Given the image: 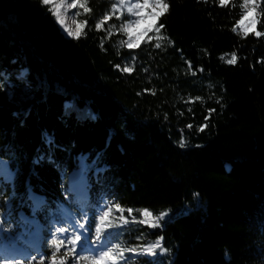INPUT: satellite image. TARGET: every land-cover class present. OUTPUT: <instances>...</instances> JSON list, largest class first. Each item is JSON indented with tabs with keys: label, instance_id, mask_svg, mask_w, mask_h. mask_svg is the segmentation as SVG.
Masks as SVG:
<instances>
[{
	"label": "trees",
	"instance_id": "16d2710c",
	"mask_svg": "<svg viewBox=\"0 0 264 264\" xmlns=\"http://www.w3.org/2000/svg\"><path fill=\"white\" fill-rule=\"evenodd\" d=\"M165 2L160 31L130 49L117 0H80L77 39L43 0H0V160L13 174L0 163V242L32 232L21 214L73 230L67 206L92 243L103 218L121 249L162 238L163 256L130 264H264V0L260 36L236 31L244 0ZM81 158L86 208L68 182ZM145 210L169 219L151 228ZM53 239L56 264H74L55 235L9 264H52Z\"/></svg>",
	"mask_w": 264,
	"mask_h": 264
},
{
	"label": "rangeland",
	"instance_id": "374dc122",
	"mask_svg": "<svg viewBox=\"0 0 264 264\" xmlns=\"http://www.w3.org/2000/svg\"><path fill=\"white\" fill-rule=\"evenodd\" d=\"M43 2H44V0H43ZM73 2H74V0H48L47 3L44 2L47 6H49L53 10V12L56 10L54 6H58L59 7V11L61 13V19L63 20L64 27H62L60 23H58V22L57 23H58L61 31L63 32V34L69 39H77L81 35V31H82V25L79 22L78 17L76 15L78 13V9H77L78 6L74 7V8H69L68 7V5L73 3ZM78 2L80 3V0H78ZM117 2H118V6L117 7H118L119 11H124L125 10L128 14L131 15V20L130 21H134L137 18L135 16V12L137 11V9H135L134 5L135 4H143L144 0H117ZM152 2H153V0H149V4H151ZM246 3H248L249 8H245V4ZM250 8H251V0H244V14H245V12H247V18L244 15L242 20H241V21H243V23H241V21L239 22L238 26L236 27V31L238 33H241V34H244V35H248V34H255L256 35V32H258L257 31L258 12L255 10V13H253V12H251L249 10ZM130 9H131V11H130ZM152 11H153V9L151 7L145 8L143 10L141 15L144 18L141 20V23H140L139 27H136V25L134 23L132 24V29H133L132 37H133L134 40L141 33L146 32V34L143 35L140 38V40L138 42V45L141 42H143L145 39H147L150 36L151 32L157 33L156 28H157L158 20H154V18L150 15V13ZM155 11L159 12L160 9H156ZM254 15H255L256 21H257L256 24H255V30H253L252 26L249 24V19H251ZM127 24H129V23H127ZM150 25H153L152 30L151 31H147V29H148V27ZM65 28H67L69 31L73 32L74 35H69L68 31H66ZM128 40H129V36H128ZM128 40L126 42V46L128 45ZM137 47H134V48H137ZM134 48H130V49H134ZM83 164H84V162H83V160H81V168H80V170H78L75 173H73L71 175V177H70L71 189L74 190L72 185H73V183L75 181V184L77 185V187L79 186V188H78L79 191H77L76 195H78V196L80 195L81 199L85 197L84 196L85 183H84L83 173H82ZM3 175L8 180L11 178V175L8 172L7 167L5 165H4V169H3ZM165 214L166 215L164 216V218L160 221V227H164L165 222H167L168 219H169L168 214L167 213H165ZM153 217L154 216L151 214V217H147V218L144 217L143 221L146 220V219L151 221V219ZM143 224H146V225L150 226L149 223H143ZM101 227H102L103 230H106V234L109 235L110 228H109L108 224L106 222H104L101 225ZM80 233H82V231H80ZM42 236H44V235L42 234ZM33 238H35V239H32L31 242H36L37 239L39 241V235L37 234V232L34 234ZM105 242H106V240H105ZM105 242H104V246H103V250L104 251H108L109 249L116 248V246L106 247L105 246ZM91 248L94 250L95 254L99 256V253L96 252L95 250L100 249V247L99 248L98 247H96V248L91 247ZM105 248H106V250H105ZM161 249H163V248H161ZM161 249H159V250L157 249L156 250L157 254L155 256L143 255V254L132 253V252H128V254H127L126 251H124L123 252V258L116 257L115 261L108 260V261H105V264H123L124 262L127 263V264H130V261H128V259H127V256H129V255H130V257L132 259H134V257H138L139 255L144 256L146 258H154L157 255H163L164 254V251H162ZM120 260H122V261H120ZM0 264H3V263L0 262Z\"/></svg>",
	"mask_w": 264,
	"mask_h": 264
},
{
	"label": "snow or ice",
	"instance_id": "6c2138e0",
	"mask_svg": "<svg viewBox=\"0 0 264 264\" xmlns=\"http://www.w3.org/2000/svg\"><path fill=\"white\" fill-rule=\"evenodd\" d=\"M44 2L47 3L48 0H44ZM220 2L224 3L225 0H220ZM77 6H79L80 8H83L85 12H89L90 11V9H88L85 6V3H79L78 0H74L73 3L68 5L69 8H74V7H77ZM54 7L56 9L54 11V15L56 16L57 22L60 23L62 27H64L63 20L61 19V13L59 11V7L58 6H54ZM134 7H135V9H137V11L135 12V16L137 18L134 21H130L129 24L124 26V31H126L128 33V36H129L128 45H127L129 48L137 47L140 38L143 35L146 34V32L141 33L139 36H137L135 38V40L132 37V31H133L132 24L134 23L136 25V27H139V25L141 23V20L144 18L141 15L143 10L145 8L151 7L153 9V11L150 13V15L154 18V20H158L160 16L164 15L168 11L169 5L165 2V0H153V2L151 4H149V0H144L143 4H135ZM257 7H258V5L255 3V0H251V8L249 10L251 12L255 13V10H256ZM245 8H249L248 3L245 4ZM156 9H160V11L156 12L155 11ZM130 11H131V9H130ZM76 15H79V13H77ZM244 15L247 18V12H245ZM108 19H109V17L105 15L104 16V20L106 21ZM256 22L257 21H256L255 15L251 19H249V24L252 26L253 30H255ZM85 23H86V21H85ZM241 23H243V21H241ZM96 27L99 28L100 25L97 24ZM152 27H153V25H150L148 27L147 31H151ZM160 27L162 28L163 25H160ZM65 30L68 31L69 35H74V33L69 31L67 28H65ZM156 31L159 32L160 28H156ZM261 34L262 33H260V32H256L257 36H260ZM155 46L157 48H159L160 44L157 43ZM235 59H236V57L233 56L232 59H229L227 61V63L228 64H233ZM130 70L131 69H129L127 67L124 68L125 72H129ZM189 127H191V125H189ZM201 130H203V129L201 128ZM181 146H183V145H181ZM129 211H131V210H129ZM104 215L107 216L108 213L105 212ZM165 215L166 214L162 212L159 216L153 217L151 219V221L146 219L144 221H141V223H149L150 227L158 228V227H160V221L164 218ZM143 216L146 217V218L147 217H151V213L148 212L147 210H145L143 212ZM80 227H83V225H80ZM56 231L57 232H63L64 229H57ZM96 238H97V241H99V239H100V229L99 228L96 229ZM161 239H157V240L151 242L149 244V246H147V247L130 248V249H127V251H130L132 253H139V254H143V255L155 256L157 254L156 250L157 249H161ZM79 240H80V236L76 235L72 240L69 241V243H71L72 245H75L76 241H79ZM52 244L53 245H57L55 251L52 253V264H56V259H55L56 253L60 251V248H59L58 241L56 239L52 240ZM161 250L164 251V252L168 251V249H161ZM71 251L72 250L69 249V252H71ZM95 251L99 253V258L98 259H95V258L90 259V264H105V261H108V260L115 261L116 257L123 258V252L125 251V249H121L120 246L117 245L116 248H114V249H109L108 251H104L103 250V245H101L100 249H97ZM68 254H69L68 252L64 253L65 256H67ZM82 259H88V258H83L82 257ZM39 264H45V262L43 260H40ZM60 264H63V260H61Z\"/></svg>",
	"mask_w": 264,
	"mask_h": 264
},
{
	"label": "bare ground",
	"instance_id": "6f19581e",
	"mask_svg": "<svg viewBox=\"0 0 264 264\" xmlns=\"http://www.w3.org/2000/svg\"><path fill=\"white\" fill-rule=\"evenodd\" d=\"M72 186H73L74 190L78 191V187H77V185L75 184V181H74V183H73ZM33 239H35V238H33ZM38 243H39V241H38V239H37L36 242H31V245H33V246H37V245H39Z\"/></svg>",
	"mask_w": 264,
	"mask_h": 264
}]
</instances>
